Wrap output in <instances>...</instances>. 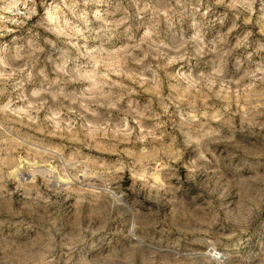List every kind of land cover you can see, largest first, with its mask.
<instances>
[{"label": "rangeland", "instance_id": "rangeland-1", "mask_svg": "<svg viewBox=\"0 0 264 264\" xmlns=\"http://www.w3.org/2000/svg\"><path fill=\"white\" fill-rule=\"evenodd\" d=\"M6 2L29 13L0 35V264H264V195L258 207L234 195L264 188V0ZM94 62L107 86L85 75ZM224 106L209 145L220 171H195L189 114ZM125 121L131 144L114 136ZM86 123L90 138L109 131L105 150L137 151L163 124L185 153L167 191L160 176L147 188L101 174L95 160L115 157L92 150Z\"/></svg>", "mask_w": 264, "mask_h": 264}, {"label": "clouds", "instance_id": "clouds-1", "mask_svg": "<svg viewBox=\"0 0 264 264\" xmlns=\"http://www.w3.org/2000/svg\"><path fill=\"white\" fill-rule=\"evenodd\" d=\"M250 2L254 3V0H250ZM0 3L3 5L2 10H10V8L14 7V4H10L6 2V0H0ZM178 59V57H177ZM173 61L169 60L168 63H172ZM89 71L85 73V75H90L91 73H97L98 78L100 80V83L98 87L107 86L110 82L111 72L108 73L107 77L103 76V69L105 68V64L103 62L97 64L92 63L91 65L86 66ZM98 69L100 70L98 72ZM221 75V74H220ZM199 91V90H198ZM99 96V100L103 99V96L99 93L89 96V100H97ZM210 96H205V102L207 99H210ZM101 107H103V104H100ZM115 103L108 105V107L115 108ZM85 111L91 113V115L96 116L97 113L91 108H85ZM166 111V110H165ZM69 112L74 113L75 110L69 109ZM208 112L206 109L203 112H200L199 114L193 112L192 114H189V117L192 118V115L195 116L194 124H190L188 127L191 129L190 133H186L187 140L185 141V144L187 146H191L192 144L196 145L197 149V156L195 159L192 160L195 161V171L199 170L200 168H207L210 165L213 164V161L216 160L217 166L215 168H212L211 170L214 172H219V161L216 159L215 154L212 152V149L209 147L212 143H218L219 138H221V129L218 127L212 126V116L216 113H224L226 114V106L221 108H215L212 110L211 113L208 115H205V113ZM142 115V114H141ZM201 118H204V122L200 123ZM47 120H52V117H46ZM158 119V117H157ZM224 122L223 116L221 121L218 124H222ZM35 123V122H34ZM67 123L70 125L68 129H62L63 131H69L71 132L72 129L76 128V124L73 120L69 119ZM194 125H198L194 126ZM39 125H37L38 127ZM29 128H31L32 132L35 133L36 128L32 127V125H28ZM85 127V126H82ZM163 124H157L155 129H148L145 133V130L143 128L140 129L142 133H145L144 135H141L139 137V141L141 142L142 147L139 148V150H135L133 148H126V147H115L112 149L105 150L103 147V142H107L109 140V131H105L103 135H95L90 138V133L92 131V125L89 123H86V136L89 138L91 144H92V150L95 151L96 146H99L100 151L102 152L103 156H114L115 159L112 161H108L106 159H97L95 160L97 162V165H99L102 162H107L108 168L104 169H98L101 174H108L109 170L111 172V175H116L119 173H124L127 171L129 174V180H135L142 184L143 186L150 188L153 185L155 187H159L158 184L155 182V177L160 176L162 181L165 183L166 187L164 191H167V186L170 185L168 181L171 179V177L168 175V173L173 169V166L176 164H179L180 161L184 158L185 153L181 147H179L176 143V137H172L170 140L165 143V132H159L158 129L163 128ZM104 128L107 130L108 127L104 125ZM52 136H58L61 133L57 132L55 128L51 126V131L48 133ZM124 135L126 139L122 141L121 143L125 144H131V140L127 139L132 136V131L128 130L127 121H125L124 128L122 131H118L115 135ZM191 137H195L196 139L190 140ZM231 139V137L229 138ZM151 141V146H148L146 142ZM11 146L19 147V145L16 143V138L13 137L9 141ZM159 144V146H157ZM89 145L86 144L85 147H88ZM79 154V153H77ZM191 162V166L185 164L183 167L188 170L189 167H193V164ZM117 169L119 171H117ZM211 194V193H210ZM238 205L243 207L244 204H251L253 206L258 207V198L261 197V195H264V188H256L253 189L251 187L244 188L239 191H236L234 193ZM211 203V201H210ZM251 209H249L250 211Z\"/></svg>", "mask_w": 264, "mask_h": 264}, {"label": "built area", "instance_id": "built-area-1", "mask_svg": "<svg viewBox=\"0 0 264 264\" xmlns=\"http://www.w3.org/2000/svg\"><path fill=\"white\" fill-rule=\"evenodd\" d=\"M0 6V35H9L16 29L29 13L27 3L22 4L11 12H5Z\"/></svg>", "mask_w": 264, "mask_h": 264}, {"label": "bare ground", "instance_id": "bare-ground-1", "mask_svg": "<svg viewBox=\"0 0 264 264\" xmlns=\"http://www.w3.org/2000/svg\"><path fill=\"white\" fill-rule=\"evenodd\" d=\"M215 258H217V256H215ZM218 259L220 260V259H222V257H218Z\"/></svg>", "mask_w": 264, "mask_h": 264}]
</instances>
